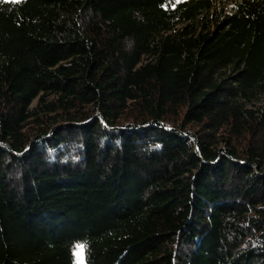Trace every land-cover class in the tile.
I'll return each instance as SVG.
<instances>
[{
    "label": "trees",
    "instance_id": "16d2710c",
    "mask_svg": "<svg viewBox=\"0 0 264 264\" xmlns=\"http://www.w3.org/2000/svg\"><path fill=\"white\" fill-rule=\"evenodd\" d=\"M264 264V0H0V264Z\"/></svg>",
    "mask_w": 264,
    "mask_h": 264
},
{
    "label": "snow or ice",
    "instance_id": "6c2138e0",
    "mask_svg": "<svg viewBox=\"0 0 264 264\" xmlns=\"http://www.w3.org/2000/svg\"><path fill=\"white\" fill-rule=\"evenodd\" d=\"M77 247V251H76V255L79 257V258H83L84 256V252L86 250V245L85 244H79L76 246Z\"/></svg>",
    "mask_w": 264,
    "mask_h": 264
},
{
    "label": "rangeland",
    "instance_id": "374dc122",
    "mask_svg": "<svg viewBox=\"0 0 264 264\" xmlns=\"http://www.w3.org/2000/svg\"><path fill=\"white\" fill-rule=\"evenodd\" d=\"M79 244H81V243H79ZM79 244H77V245H79ZM76 251H77V247L75 248V252H74L75 253V262H76V264H87L86 261H85V257L83 256V258H79L76 255Z\"/></svg>",
    "mask_w": 264,
    "mask_h": 264
}]
</instances>
